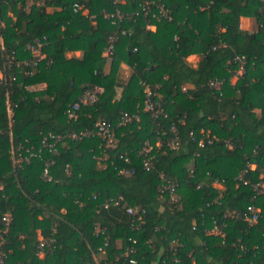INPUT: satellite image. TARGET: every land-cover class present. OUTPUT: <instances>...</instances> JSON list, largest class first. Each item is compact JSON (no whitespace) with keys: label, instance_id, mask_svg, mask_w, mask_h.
Wrapping results in <instances>:
<instances>
[{"label":"trees","instance_id":"trees-1","mask_svg":"<svg viewBox=\"0 0 264 264\" xmlns=\"http://www.w3.org/2000/svg\"><path fill=\"white\" fill-rule=\"evenodd\" d=\"M31 1L23 14L26 0H0V231L12 215L5 264H264L256 191L264 183V0ZM117 8L131 18L114 25L107 15ZM242 18L255 29L243 30ZM123 31L104 57L108 37ZM44 37L45 58L17 70L10 59H31L28 46ZM122 64L132 69L126 83ZM94 86L103 88L97 103L69 120V107ZM146 86L161 115L146 110ZM123 113L140 120L119 126ZM100 120L115 128L113 149L99 138L64 141L54 155L16 162L50 133ZM250 206L260 210L253 224ZM40 235L54 240L42 258Z\"/></svg>","mask_w":264,"mask_h":264},{"label":"built area","instance_id":"built-area-1","mask_svg":"<svg viewBox=\"0 0 264 264\" xmlns=\"http://www.w3.org/2000/svg\"><path fill=\"white\" fill-rule=\"evenodd\" d=\"M114 1H115V5H117L118 7V4H125L127 1H130V0H114ZM79 10H80V7L76 5L75 11H79ZM163 12L164 11L162 10L161 13L163 14ZM146 13L148 14L149 10H147ZM107 18L111 20L114 25H118L125 18L127 19L131 18V15L124 14L120 11V9L117 8L115 13L107 15ZM125 34L126 32L123 31L120 34L113 33L108 37L107 46L105 47V50H104V55L107 58H110L114 55L116 43L118 42L120 36L125 35ZM47 44H48V39L46 37L36 39L34 43L28 46V49L30 53L32 54V58L28 60H24V61H17L15 57H12L10 59L11 64H13L17 70H20V72L23 71L24 67L31 68V67L37 66V64L42 59L45 58V54L43 53V48ZM236 60L240 61L241 64L244 65L243 59H236ZM25 74L29 75L27 71L25 72ZM13 80H15V78H13ZM3 81H4V76L2 73H0V86L3 84ZM214 86L219 88L218 83L214 84ZM145 88H146V91H148V97H147L146 106H145L146 110L155 111L157 115H161L162 114L161 106L158 104H155L152 101L151 93L148 87L146 86ZM102 93H103V88L100 86H94L92 89L85 91V93H83V95L80 97L79 101L71 105L69 109L67 110L66 113L68 115L69 120L71 121L77 120L79 117L78 115L79 111H81L83 107H90L96 104ZM139 120H140V117L137 115H129L127 113H123L119 120V126H126L134 121H139ZM191 135L193 136L195 140L194 133H191ZM115 137H116V132L112 124L107 122L106 120H100L99 122L95 124V126L92 129L69 130L61 134L50 133L48 136H46L43 139L41 146L38 149H35V148L27 149L26 152L29 156L20 155V158L16 162L18 164H21L22 166L24 163L28 162L31 158L41 157L46 152L54 155L57 152V146L64 141H81V140L89 139V138H99L105 143L106 150H110L116 146ZM200 143L202 144L203 142L201 141ZM170 146L174 150L178 149L179 147L178 139L176 138L173 139L171 141ZM152 149L153 148L147 143L146 149L144 150L145 154L149 156ZM153 158H154L153 156L148 157L145 163L147 167L152 164L151 159ZM126 161L127 162L129 161L128 158L126 159ZM51 163L52 162H49V161L46 162V167L43 172L44 179H48V180L51 179L50 172H49V166ZM245 183L247 184L248 181H245ZM174 188L175 187L171 185L167 187L166 189H168L171 195H173ZM256 191L258 194L264 196V183L256 185ZM174 199L175 198L173 197V200ZM119 200L122 201L123 198L120 197ZM119 202H116V204H119ZM106 207H108V204L106 205ZM248 211H249V215L247 217V221L250 222L251 224L257 222L260 210L254 206H250L248 208ZM128 213L132 215H136L138 213V210L130 208L128 209ZM11 223H12V215L6 214L2 218V221H1L2 230L0 231V247L4 244V241H5L4 235L9 232ZM212 232L219 234L221 233V230L218 227H215ZM53 242L54 240H51V239L46 240V239L41 238L40 250L42 252L40 253V255L44 256V249L46 247H51ZM0 264H5V256L1 252V250H0Z\"/></svg>","mask_w":264,"mask_h":264},{"label":"crops","instance_id":"crops-1","mask_svg":"<svg viewBox=\"0 0 264 264\" xmlns=\"http://www.w3.org/2000/svg\"><path fill=\"white\" fill-rule=\"evenodd\" d=\"M33 5H34L33 1L26 0V2H24L21 5V11H22V13L23 14H29L30 11H31V9H32V6ZM48 11L49 12H53V9H48ZM84 14H87V12L84 11ZM15 20H17V18H15ZM241 28L243 30H245V31H249V32L253 31L255 29V22H254V20H252L250 18H242L241 19ZM149 29L152 30V31H155L156 30V28L154 26H151ZM73 56L78 57V58H83V53L82 52H73V53H69L68 54V57L69 58L70 57H73ZM104 57H106V56L104 55ZM191 58H193L195 60V62L190 61ZM199 61H200V55H192V56H190L188 58V62L190 64H192L193 66H195V67L197 66V64L199 63ZM107 71H108V68H107ZM242 71H243V69H241L238 72V75L239 76L242 75ZM131 74H132V69L128 65L122 64L121 67H120L119 74H118L119 82L126 83L128 81V79L130 78ZM237 80H238V76H235L233 78L232 82L235 84L237 82ZM45 88H46V85L45 84H41V85H38L35 89L36 90H43ZM119 95H120V93H119ZM118 99H119V97H118ZM115 102H116V100H114L112 102V104H115ZM257 113L260 114V111L257 110ZM252 169H255V166H253ZM217 187L219 189H222V186H220V185H217ZM40 238H41V235H40ZM40 257L42 258L43 256L40 255Z\"/></svg>","mask_w":264,"mask_h":264},{"label":"rangeland","instance_id":"rangeland-1","mask_svg":"<svg viewBox=\"0 0 264 264\" xmlns=\"http://www.w3.org/2000/svg\"><path fill=\"white\" fill-rule=\"evenodd\" d=\"M9 15H11L12 16V13H9ZM19 23H22L23 22V20H20V21H18ZM249 25V24H248ZM249 27V26H248ZM190 61H193V62H195V60L193 59V58H191L190 59Z\"/></svg>","mask_w":264,"mask_h":264}]
</instances>
